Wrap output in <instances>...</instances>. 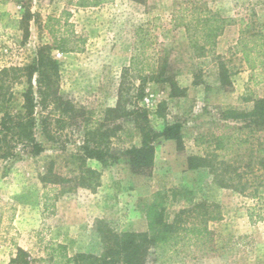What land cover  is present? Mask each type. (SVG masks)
<instances>
[{
    "label": "rangeland",
    "instance_id": "1",
    "mask_svg": "<svg viewBox=\"0 0 264 264\" xmlns=\"http://www.w3.org/2000/svg\"><path fill=\"white\" fill-rule=\"evenodd\" d=\"M189 1L115 0L83 8L68 5L67 0H0V69L32 64L39 45L52 43L49 33L38 25L48 15L60 16L66 8L72 13L70 21L76 32L87 39L82 52L52 51L58 64L60 93L86 112L77 116L78 124L57 130L58 112L37 107V137L44 151L33 156L18 148L14 157L0 158V264H9L17 247L28 251L36 264H47L40 259L45 257L42 246L49 240L64 243L70 255L100 256L115 246L122 234L148 231L147 221L135 203L139 197L164 190L172 199L167 210L170 219L189 206L190 197L195 203L218 202L222 210L220 220L208 223L217 235V252L188 257L176 264H264V195L253 198L251 190L238 193L219 188L208 168H190L196 164L191 157H202L214 149L215 135L221 133L216 122L226 117L231 121L234 112L249 111L255 99L264 97V78L253 74L238 53L237 24L226 27L208 55L195 57L185 28L171 30V18L181 6H191ZM201 3L224 16L254 9L257 19L264 21V0ZM142 39L145 41L141 46ZM134 54L142 62L138 66H131ZM165 54L166 75L172 76L181 95L171 96V82L150 78L140 92L136 69L144 68V74L149 75ZM121 87L126 99L133 97L128 107L137 105L148 112L153 132L147 139L154 146L151 169L145 173L132 169L126 150L132 145L141 146L144 135L133 131V138H127L125 131L133 124L121 120L124 130L109 143L107 163L95 158L86 161L88 167L100 173V186L94 191L76 186L70 168L60 167L59 172L69 180L61 189H48L46 207L40 175L62 149L83 153L81 121L103 118L104 110L117 104ZM23 88L22 83L14 87L10 105L14 114L22 111ZM44 119L54 141L41 130ZM177 121L183 125L179 141L158 135L165 123ZM234 154L230 150L226 157L230 159ZM245 179L251 187H264L260 172L248 174ZM146 264L158 263L154 255H149Z\"/></svg>",
    "mask_w": 264,
    "mask_h": 264
},
{
    "label": "trees",
    "instance_id": "2",
    "mask_svg": "<svg viewBox=\"0 0 264 264\" xmlns=\"http://www.w3.org/2000/svg\"><path fill=\"white\" fill-rule=\"evenodd\" d=\"M115 0H67L68 5L75 7L100 6L113 3ZM186 7H180L171 18V30L184 27L195 57L208 55L216 46L219 36L227 26L239 25L237 51L253 74L264 78V21L257 19L254 9L237 11L235 16H224L218 11L204 7L201 0L189 1ZM71 11L66 8L61 15L55 17L48 15L38 25L47 31L52 38L51 44L42 43L37 49L34 62L24 66H10L0 69V158L9 159L16 155L18 148H23L29 154L37 156L44 151V144L37 137L38 121L36 109L52 108L58 112L55 118L56 129L78 124L77 116L85 114L76 107L72 99L60 93L59 72L57 61L52 51L61 53L82 52L87 39L79 35L70 21ZM38 18V17H37ZM38 22V21H37ZM142 32V30H140ZM169 32V30H167ZM167 36V33L166 35ZM145 39H142L141 46ZM137 47L136 49H140ZM168 55L161 56L159 66L144 74L143 69H136L141 84L138 88L143 90L147 78L155 81L171 82V96L181 93L175 87L172 76L166 75ZM142 63L139 55L131 57V66ZM144 67V64H142ZM146 66V65H145ZM149 67V65H148ZM150 68V67H149ZM22 83L21 92L22 111L12 113L11 102L14 98V87ZM142 95H139L141 98ZM133 97L126 99L123 88H120L118 101L115 106L104 110V117L93 119L84 118L83 153H72L61 150L48 164L47 169L40 175L43 184L45 205L48 207L49 188L56 191L69 180L60 172V167H69L74 175L76 186L89 190H96L101 184L100 173L86 165L89 158H95L101 163H107L106 154H109V143L112 138L124 130L121 120L132 122V129H128L127 138H133V131L143 133L141 146L132 145L126 150L130 156L132 169L137 173H145L151 169L153 163L154 146L147 139L153 132L150 127L148 112L138 107H128ZM248 100V98L246 99ZM254 107L245 112H234L229 121L228 117L216 122V128L221 133L215 135L214 149L202 157L193 156L191 169L206 167L213 175V182L222 189H232L238 193L251 190L253 198L264 195V187L249 185L246 175H255L260 172L264 175V97L254 100ZM47 119L42 121L41 130L47 132ZM182 123L177 121L165 123L158 134L167 140L181 139ZM50 141L55 136L47 132ZM235 154L228 159V151ZM244 151V152H243ZM245 163V166L242 165ZM243 169L240 170V168ZM59 192H57L58 195ZM56 196V195H55ZM189 206L182 208L172 219L168 207L172 205L167 191H156L149 196L139 197L135 203L136 210L144 215L148 231L143 233H124L118 238L117 244L107 249L100 256L86 253L70 255L64 243L46 241L43 244L45 257L40 259L47 264H146L149 255H154L158 264H176L186 258L206 257L217 252V239L214 230L208 226L209 221L222 218V210L218 202H194L187 199ZM189 214H195L190 216ZM1 222V218H0ZM233 236H229V240ZM9 264H36L28 251L17 247V254L12 257Z\"/></svg>",
    "mask_w": 264,
    "mask_h": 264
},
{
    "label": "built area",
    "instance_id": "3",
    "mask_svg": "<svg viewBox=\"0 0 264 264\" xmlns=\"http://www.w3.org/2000/svg\"><path fill=\"white\" fill-rule=\"evenodd\" d=\"M147 103L151 102L150 99H146Z\"/></svg>",
    "mask_w": 264,
    "mask_h": 264
}]
</instances>
